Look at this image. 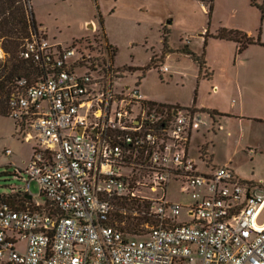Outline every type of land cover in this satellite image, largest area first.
I'll return each instance as SVG.
<instances>
[{
	"label": "built area",
	"instance_id": "built-area-1",
	"mask_svg": "<svg viewBox=\"0 0 264 264\" xmlns=\"http://www.w3.org/2000/svg\"><path fill=\"white\" fill-rule=\"evenodd\" d=\"M106 46L92 56L34 32L20 49L51 73L18 79L7 100L35 145L19 170L25 205L0 203V264H264V183L200 171L189 146L201 112L116 83ZM173 181L188 201L168 199ZM114 204H149L147 231L109 224Z\"/></svg>",
	"mask_w": 264,
	"mask_h": 264
},
{
	"label": "rangeland",
	"instance_id": "rangeland-1",
	"mask_svg": "<svg viewBox=\"0 0 264 264\" xmlns=\"http://www.w3.org/2000/svg\"><path fill=\"white\" fill-rule=\"evenodd\" d=\"M29 3L32 16L41 26L38 32H46L49 41L63 46L78 41L81 45L75 46L81 52L92 56L97 53L99 57H103V46L111 47L115 66L132 67L130 72L117 74L116 83L137 85L145 98L155 102L194 104L198 109L213 108L232 114L216 116L214 128L205 136L193 134L189 152L197 158L200 169L207 164L226 163L242 181L264 183V122L253 118L264 116L260 97L264 88V0ZM89 20L91 25L87 27ZM221 29L242 31L254 39L259 36L260 43L238 52L234 41L217 36ZM184 49L201 57L202 63L194 61ZM162 65L167 66L166 72L160 71ZM234 105L241 107V112H234ZM201 114L210 127L209 115ZM34 145V139L23 138L13 118L0 114V193L25 186L24 174L17 178L13 172L26 167ZM6 149H10V155L4 154ZM30 188L32 195H37L36 182L32 181ZM168 189V199L189 200L187 194L179 192V183L171 182ZM36 199L42 201L41 197ZM148 206L114 204L108 223L125 235L143 234L152 221L147 215Z\"/></svg>",
	"mask_w": 264,
	"mask_h": 264
},
{
	"label": "trees",
	"instance_id": "trees-1",
	"mask_svg": "<svg viewBox=\"0 0 264 264\" xmlns=\"http://www.w3.org/2000/svg\"><path fill=\"white\" fill-rule=\"evenodd\" d=\"M34 32H38V25L32 16L29 0H0V49L3 53V56H0V114L2 115H7V100L18 79L25 78L29 82H34L37 78L51 73V70L46 66L35 64L33 61L21 58L19 55L25 40ZM217 36L234 41L237 44L238 52L250 44L260 43L259 36L254 39L245 32L232 29H221ZM76 44L81 45L77 41L75 44L72 42L71 45L65 47H74ZM106 47L108 48L109 57L112 59L111 56L114 54V50L109 46ZM78 51L81 52L80 49ZM184 52L191 55L194 61L199 64L202 63L201 57L195 56L187 49H184ZM131 68L130 66L126 69L122 66L121 68L117 67L116 73L130 72ZM144 68L149 67L144 66ZM209 114L213 117L221 113L211 110ZM14 121L21 131L20 124L16 120ZM13 174L17 178L20 177L19 170H15ZM23 196L24 194H21L17 188L11 187L9 193H0V203L4 202L11 206L23 207L24 202L27 201L23 199ZM46 205L49 204L46 202ZM144 222L148 223L146 217Z\"/></svg>",
	"mask_w": 264,
	"mask_h": 264
},
{
	"label": "crops",
	"instance_id": "crops-1",
	"mask_svg": "<svg viewBox=\"0 0 264 264\" xmlns=\"http://www.w3.org/2000/svg\"><path fill=\"white\" fill-rule=\"evenodd\" d=\"M91 20H89V21H87L86 22V26L88 27V25L90 24L91 25ZM41 28V26H40V24L38 23V29H40ZM41 30V29H40ZM44 30V29H43ZM45 31V30H44ZM43 36L47 39V36H46V32H44V34H43ZM52 42V41H51ZM59 43V42H58ZM235 43V42H234ZM236 44V43H235ZM237 45V44H236ZM169 52H165V54H168ZM257 78H259V77H257ZM264 87V86H263ZM262 90L263 91H261V101H263L264 102V88H262ZM183 106V105H182ZM185 106H187V107H192V108H195V109H197V110H199L201 113H206L207 115H209V118L211 119V121H212V125L209 127V121H206L205 119V121H206V123H207V125L205 126V127H203L201 130H199L198 132H196V133H194L195 135H202V136H205L206 135V131H208L209 129H213L214 128V125H215V123L217 122V120H216V116H218V117H221V116H224V115H228V116H233L232 114H228V113H226V112H224V111H219V110H217V109H213V108H211V109H198L197 107H195V105L194 104H192V105H185ZM233 109L235 110L234 112H241V107H237V106H233ZM211 110H214L215 112H218V113H221V114H217V115H214L213 117H211V115L209 114V112L211 111ZM234 114V113H233ZM253 118H255V120L257 121V122H261V123H263L264 122V116H262V115H254V117ZM192 140V139H191ZM190 145H191V142H190ZM198 148V150H200V148L199 147H197ZM248 149H250V148H247L246 149V151H248ZM189 150H190V146H189ZM191 151V150H190ZM249 152V151H248ZM253 152H254V150H253ZM252 152V153H253ZM189 155L196 161V163H197V158H195L194 156H192L191 155V153L189 152ZM199 156V155H198ZM201 154H200V157L199 158H201ZM200 161L203 163L204 162V160L202 159H200ZM222 165H226V166H229V164H226V163H224V164H220V165H212V164H207L204 168H202V169H200L199 167H198V164H197V168L200 170V171H202V172H207V171H210L212 168H214V167H217V166H222ZM233 172V171H232ZM233 175L235 176V178H237V179H239L235 174H234V172H233Z\"/></svg>",
	"mask_w": 264,
	"mask_h": 264
}]
</instances>
